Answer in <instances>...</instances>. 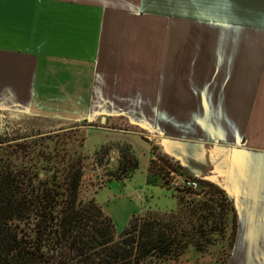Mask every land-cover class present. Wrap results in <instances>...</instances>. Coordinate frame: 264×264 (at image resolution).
Wrapping results in <instances>:
<instances>
[{
	"label": "crops",
	"instance_id": "crops-1",
	"mask_svg": "<svg viewBox=\"0 0 264 264\" xmlns=\"http://www.w3.org/2000/svg\"><path fill=\"white\" fill-rule=\"evenodd\" d=\"M0 113L143 138L231 199L227 264H264V0H0Z\"/></svg>",
	"mask_w": 264,
	"mask_h": 264
},
{
	"label": "trees",
	"instance_id": "trees-1",
	"mask_svg": "<svg viewBox=\"0 0 264 264\" xmlns=\"http://www.w3.org/2000/svg\"><path fill=\"white\" fill-rule=\"evenodd\" d=\"M7 126L0 122V264H171L191 250L205 254V247L216 243V235L226 239L230 227L226 212L234 208L222 189L205 182H200L204 190L209 187L224 199L223 214L207 203L183 208L177 197L175 211L134 216L118 235L114 220L96 200L97 191L88 199L81 194L84 139L70 149L47 146L32 156L29 146L24 154L19 151L22 145L16 151L3 149L34 137L11 136ZM120 148L123 167L111 180L130 178L139 168L132 148ZM108 152L109 148L104 155ZM157 163H150L148 183L167 187L165 170L178 171V166L160 159L164 166L156 169ZM202 191L188 193L196 196ZM231 226L228 259L235 214Z\"/></svg>",
	"mask_w": 264,
	"mask_h": 264
},
{
	"label": "rangeland",
	"instance_id": "rangeland-1",
	"mask_svg": "<svg viewBox=\"0 0 264 264\" xmlns=\"http://www.w3.org/2000/svg\"><path fill=\"white\" fill-rule=\"evenodd\" d=\"M4 115L0 116V122L6 124ZM34 122L29 120L26 128L14 129L7 126L11 136H34L28 141H19L17 144H7L3 149L9 148L10 151H16L19 145V151L24 154L23 150L29 146L27 150L32 156H35L43 147H53L62 150L67 147L70 149L73 144H78L84 139V178L82 181L81 194L85 198L95 195L96 200L109 216L114 220L117 228V234L121 235L128 226L130 220L134 216L145 217L147 211L172 212L178 208V199L183 202V208L194 206L200 203L209 204L215 207L218 215L223 214L224 199L213 189L200 187L198 191L200 195L189 194V190L177 191L168 189L160 184L148 183V163L151 159V147L143 138L137 135H125L114 131H101L97 129H89L88 126L75 127L74 129L63 130L56 133L41 134L33 129ZM118 130L127 129L128 127H119ZM12 128V129H10ZM120 128V129H119ZM123 128V129H122ZM117 138H128L129 143L134 147L132 152L139 161V168L132 174L130 178L122 181L111 180L112 174L115 175L121 167H123L122 150L120 147H127V144L109 143L116 141ZM104 144H107L104 146ZM109 148L108 155H104ZM28 157V156H27ZM164 165L157 163L156 169ZM165 168V167H164ZM167 171V170H165ZM111 180V181H109ZM201 185V184H200ZM209 189V190H207ZM231 201V199H230ZM232 208V201H231ZM227 213V220L230 227L227 230L226 239L222 240L216 235L215 244L205 247V254H197L191 250L179 262L171 264H225L228 261V243L232 239V217L234 210ZM235 238V237H234ZM227 264V263H226Z\"/></svg>",
	"mask_w": 264,
	"mask_h": 264
},
{
	"label": "built area",
	"instance_id": "built-area-1",
	"mask_svg": "<svg viewBox=\"0 0 264 264\" xmlns=\"http://www.w3.org/2000/svg\"><path fill=\"white\" fill-rule=\"evenodd\" d=\"M164 175V183L170 189L177 191H198L201 187L200 181L185 176L172 168H167Z\"/></svg>",
	"mask_w": 264,
	"mask_h": 264
}]
</instances>
